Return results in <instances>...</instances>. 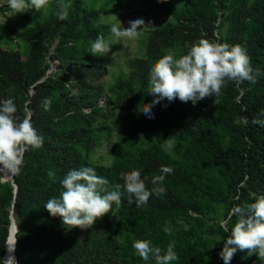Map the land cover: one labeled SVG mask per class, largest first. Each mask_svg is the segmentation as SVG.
<instances>
[{"label":"trees","instance_id":"16d2710c","mask_svg":"<svg viewBox=\"0 0 264 264\" xmlns=\"http://www.w3.org/2000/svg\"><path fill=\"white\" fill-rule=\"evenodd\" d=\"M141 1L170 19L147 31L143 56L129 59L108 88L99 83L107 73L102 56L89 49L98 35L112 36L101 17L116 0L98 9L84 0H49L46 9L11 12L0 25V98H11L21 119L27 112L44 137L41 148L24 153L13 180L3 181L0 171V258L13 219L16 264H145L132 247L138 239L161 248L174 242V264H223L218 241L236 221L234 208L264 193V0ZM65 2L69 15L60 20ZM201 37L247 49L260 69L256 83L226 82L195 105L164 100L147 118L139 104L152 100L151 64L169 51L185 53ZM13 41L15 49L5 47ZM113 134L109 164L94 159ZM83 166L121 183L139 170L149 188L163 168L172 172L162 182L165 193L146 205H130L123 194L112 218L102 214L70 229L44 204L59 195L69 170ZM230 264L264 261L238 250Z\"/></svg>","mask_w":264,"mask_h":264},{"label":"clouds","instance_id":"9594fccd","mask_svg":"<svg viewBox=\"0 0 264 264\" xmlns=\"http://www.w3.org/2000/svg\"><path fill=\"white\" fill-rule=\"evenodd\" d=\"M48 4L49 0H6L12 15L40 10ZM56 15L60 20L68 18L67 2L59 6ZM144 23L145 19L138 16L130 19L127 27L122 26L121 22L112 25L110 34L115 40H134L139 30L144 28ZM147 23H151L150 18ZM110 49L109 41L98 35L91 42L89 51L91 55L99 57L109 53ZM259 75L260 69L251 66L247 49L241 45L201 37L185 53L177 55L169 51L151 64L146 83L147 93L152 100L139 104V111L152 119L154 114L151 110L161 101L178 99L195 105L206 97L218 95L226 82L248 81L254 84ZM16 113L17 108L11 98H0V171L13 176L21 172L24 153L29 149H39L44 143V137L33 126L30 115L26 112L21 119ZM173 148L172 141L164 145L168 153ZM171 172V168H163L162 174L153 178L152 187L149 188L139 170L126 173L121 183L110 181L90 166L74 168L59 180V195L49 198L44 209L50 216L59 217L61 223L70 226V229H84L93 223L94 218L112 207L113 202L119 203L123 194L127 195L130 205L137 207L146 205L153 195H163L165 188L162 182L165 174ZM48 176L55 180L54 172L49 171ZM234 215L235 223L226 229L228 235L218 241L223 240L219 258L223 264H230L238 250H247L248 255L255 253L264 261V193L255 195L246 206L235 207ZM132 247L145 264H174L178 260L174 242L161 248L154 246L150 240L138 239ZM12 250V247L9 248V251ZM0 261L16 264L11 256L7 260L0 258Z\"/></svg>","mask_w":264,"mask_h":264},{"label":"rangeland","instance_id":"374dc122","mask_svg":"<svg viewBox=\"0 0 264 264\" xmlns=\"http://www.w3.org/2000/svg\"><path fill=\"white\" fill-rule=\"evenodd\" d=\"M107 0H84L85 7L98 9ZM49 5H46V9ZM11 11L7 9L6 0H0V25H2ZM21 16V13H16ZM143 17L145 23L144 28L139 30V35L134 40H115L113 36H109L106 40L110 43V51L102 56V65L107 73L99 80L105 88L111 86L121 73L126 72V62L129 59L143 56V48L145 44V37L150 28L156 27L168 21L170 17L162 13H157L154 9L148 7L141 0H116L102 15V23H110L111 25H118L120 22L122 26L127 27L128 21L135 17ZM148 18L151 23H147ZM19 44V43H16ZM9 49H15V41L10 42V45L5 46ZM117 141V136L113 134L107 140H104L100 147L94 154V159L101 158L105 164L111 161L110 146ZM2 171V174L4 176ZM5 177V176H4ZM4 181V180H3ZM109 218L113 216V209L110 206L108 210L101 213ZM99 216V217H100Z\"/></svg>","mask_w":264,"mask_h":264},{"label":"bare ground","instance_id":"6f19581e","mask_svg":"<svg viewBox=\"0 0 264 264\" xmlns=\"http://www.w3.org/2000/svg\"><path fill=\"white\" fill-rule=\"evenodd\" d=\"M5 177H8L9 175L4 173ZM14 234H13V227H11V230L9 232V237L6 243V250H5V260H7L10 256L14 257ZM12 247V251H9V248Z\"/></svg>","mask_w":264,"mask_h":264},{"label":"water","instance_id":"95a60500","mask_svg":"<svg viewBox=\"0 0 264 264\" xmlns=\"http://www.w3.org/2000/svg\"><path fill=\"white\" fill-rule=\"evenodd\" d=\"M12 176H13V175H9L8 177H4L3 180H4V181H7V180H9V179L13 180ZM15 190H16V186H15ZM11 227H13V234H14V243H13V244H14V249H15V242H16V240H15L16 225H15L13 219H12V222H11V226H10L9 231L11 230ZM6 243H7V242H6ZM14 259H15V255H14Z\"/></svg>","mask_w":264,"mask_h":264}]
</instances>
